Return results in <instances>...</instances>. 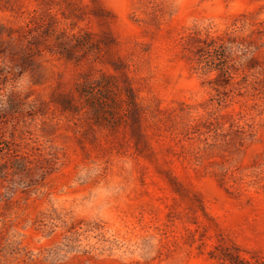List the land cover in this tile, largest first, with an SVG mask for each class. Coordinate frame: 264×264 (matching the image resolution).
Returning <instances> with one entry per match:
<instances>
[{
	"label": "rangeland",
	"instance_id": "1",
	"mask_svg": "<svg viewBox=\"0 0 264 264\" xmlns=\"http://www.w3.org/2000/svg\"><path fill=\"white\" fill-rule=\"evenodd\" d=\"M0 264H264V0H0Z\"/></svg>",
	"mask_w": 264,
	"mask_h": 264
}]
</instances>
